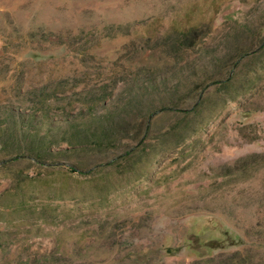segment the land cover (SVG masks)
<instances>
[{"label": "rangeland", "instance_id": "374dc122", "mask_svg": "<svg viewBox=\"0 0 264 264\" xmlns=\"http://www.w3.org/2000/svg\"><path fill=\"white\" fill-rule=\"evenodd\" d=\"M0 264H264V0H0Z\"/></svg>", "mask_w": 264, "mask_h": 264}, {"label": "trees", "instance_id": "16d2710c", "mask_svg": "<svg viewBox=\"0 0 264 264\" xmlns=\"http://www.w3.org/2000/svg\"><path fill=\"white\" fill-rule=\"evenodd\" d=\"M187 39L189 40V42H193V40H194V38H190V37H188ZM222 81H224V80H222ZM197 89H199V88H197ZM197 89H196V93H198V95H199V93L201 91V88H200V91H198V92H197ZM191 94L192 93L186 94V96H184V98L185 97H188L189 98ZM179 95L180 94H179V91L178 90L171 89L170 90V93L168 95V98H167L168 99L167 100L168 101L167 104H162V105H159V106L156 105L153 110L146 109V111L144 113L145 118L141 122V131L143 132L142 135H145L146 130L148 129L147 128L148 119L150 118L151 115L155 114L157 110H158L157 112H159V110H163V111H176V112H181V113H183L185 115H190V114H193L194 112H196L197 109L200 107V103H198L197 101L193 105L180 106V103L181 102L178 101V100H176V98L178 97L180 100H183V97L182 96H179ZM181 97H182V99H181ZM125 113H127L126 115L129 116V117L131 116V114H130L131 111L129 109ZM119 122H120V120H118V121L115 120L114 121L112 119V124H111V128L110 129L111 130H116V129H114V125H115V127L116 126H119ZM131 153L132 152L127 153V156H129Z\"/></svg>", "mask_w": 264, "mask_h": 264}]
</instances>
